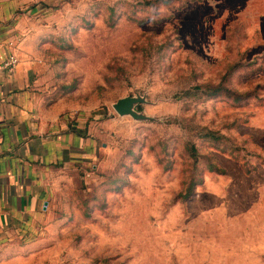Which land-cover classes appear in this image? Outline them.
<instances>
[{"label":"rangeland","instance_id":"1","mask_svg":"<svg viewBox=\"0 0 264 264\" xmlns=\"http://www.w3.org/2000/svg\"><path fill=\"white\" fill-rule=\"evenodd\" d=\"M16 2L45 98L98 144L53 171L31 264H264V0Z\"/></svg>","mask_w":264,"mask_h":264},{"label":"crops","instance_id":"2","mask_svg":"<svg viewBox=\"0 0 264 264\" xmlns=\"http://www.w3.org/2000/svg\"><path fill=\"white\" fill-rule=\"evenodd\" d=\"M16 8V0H0V63L13 53L19 57L13 72L0 70V264H31L32 254L23 252L50 214L55 168L87 165L98 155L96 140L59 121L45 98L49 67L31 39L12 45L18 41ZM258 202L245 209L261 211L258 232L264 236V198Z\"/></svg>","mask_w":264,"mask_h":264},{"label":"water","instance_id":"3","mask_svg":"<svg viewBox=\"0 0 264 264\" xmlns=\"http://www.w3.org/2000/svg\"><path fill=\"white\" fill-rule=\"evenodd\" d=\"M138 99L139 98L135 96L127 95L118 99V101L114 104V107L120 114L131 113L133 115H137L134 105Z\"/></svg>","mask_w":264,"mask_h":264},{"label":"trees","instance_id":"4","mask_svg":"<svg viewBox=\"0 0 264 264\" xmlns=\"http://www.w3.org/2000/svg\"><path fill=\"white\" fill-rule=\"evenodd\" d=\"M196 89H204L202 90L204 93L209 94V95H218L220 93H232L231 88H227L225 87L223 84H206V85H202V84H197L195 86ZM243 97V94H237V99H241ZM194 151H196V148H193ZM190 192V191H189Z\"/></svg>","mask_w":264,"mask_h":264},{"label":"built area","instance_id":"5","mask_svg":"<svg viewBox=\"0 0 264 264\" xmlns=\"http://www.w3.org/2000/svg\"><path fill=\"white\" fill-rule=\"evenodd\" d=\"M12 45L17 46V42H11ZM19 63V57L16 53L11 54L9 57H7L3 62L0 63V70H5L8 72H13ZM48 204V202H45V206Z\"/></svg>","mask_w":264,"mask_h":264}]
</instances>
